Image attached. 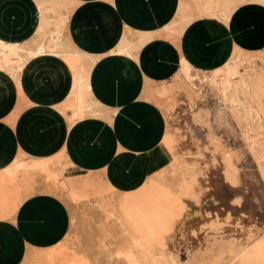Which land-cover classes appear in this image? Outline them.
<instances>
[{
	"label": "rangeland",
	"instance_id": "1",
	"mask_svg": "<svg viewBox=\"0 0 264 264\" xmlns=\"http://www.w3.org/2000/svg\"><path fill=\"white\" fill-rule=\"evenodd\" d=\"M30 1L0 0V32L15 35L16 39H20V35L35 36L34 42L26 43V49H34L41 40L34 35L37 16ZM209 1L220 5L217 0ZM179 2L174 17L177 0H119L118 5L128 23L140 28H156L165 21L179 20L180 5V9L197 14L193 0ZM62 7L68 21L69 0H63ZM198 18H194L196 23L187 36L169 34L165 26L170 23L161 33H150L147 47L133 51L136 63L119 59L94 70L98 75L93 81L100 95L108 99L117 91L124 114L136 113L139 119L136 126L129 124L125 115L121 117L116 129L118 139L109 126L103 128L99 136L91 133L87 126L77 128L83 121L73 120L76 105L65 99L72 113V132L76 130L68 139L65 153L66 141L60 150L65 138L62 121H58L56 130L46 127L40 135L35 128L34 114L25 117L24 114L31 105L27 97L29 90L55 95L62 90L67 77L61 80L64 84H55L50 79L35 76V70H17L14 79L0 72V162L3 153L21 145L22 141L30 147H46L37 154L54 164L64 152L63 160L60 158L57 166L51 164L52 169L46 175L23 172L11 180L0 174V224L7 225L10 232H17L22 243L20 249L16 240L0 233V261L8 256L9 261L14 260L21 250V264H242L234 257L237 250L240 251L236 244L217 240L209 247L206 244L209 236L196 241L192 235L185 238L183 231L198 226L200 206L206 204L202 203L204 193L198 182L204 171L200 168L219 167L224 164L225 155L237 167L240 189L243 186L241 191L231 195V212L243 210L245 217L259 211L264 213V180L248 139L254 133L248 129L249 121L238 118L230 104L222 100L223 85L211 79L208 60L200 66L207 69L205 73L192 71L189 75L184 73L182 62L188 57L186 49L195 52L209 46L213 51H225L232 37L237 43L233 54L239 56L240 71L264 72V6H242L228 27L211 21L204 23ZM213 26L214 32L211 31ZM127 36H131V42L138 43L139 32ZM42 40L50 41L49 32ZM161 50L163 58L159 57ZM78 52L79 55L66 61L52 59L51 62L58 67L67 63L84 92L81 87L90 82L86 75H91L95 64L92 58L97 57ZM142 57L155 77L144 67ZM37 62L41 64L40 59ZM26 74L35 76L40 86H33L31 77L26 94L22 90L25 95L22 99L18 85L21 86V78ZM15 95L19 96L16 104ZM261 96L257 101L260 104L263 99L264 110V93ZM6 99H11L15 109L13 105L10 111L2 110ZM106 108L116 120L120 108ZM41 121L42 125L46 122ZM260 142L264 143V135ZM20 153L32 155L19 149L6 166L13 164ZM62 161L70 170L64 182L58 177L62 173L59 167ZM7 170L17 174V171ZM231 246H235V250ZM127 254L135 259H127Z\"/></svg>",
	"mask_w": 264,
	"mask_h": 264
},
{
	"label": "bare ground",
	"instance_id": "2",
	"mask_svg": "<svg viewBox=\"0 0 264 264\" xmlns=\"http://www.w3.org/2000/svg\"><path fill=\"white\" fill-rule=\"evenodd\" d=\"M217 2L221 5L222 8L220 7V5L215 6L216 2L214 1L193 0V3H195L196 6L195 11H197V14L195 15L189 13L186 8L180 9V5L178 9V15L180 16L179 20L173 21L172 23L165 26V30L171 35L179 34L181 36H187L190 28L193 26V24L196 23L194 18H196L197 16L199 17L198 19L204 23H209L211 21L214 24H221L224 27H228L230 21H232L231 19L233 15L242 6L247 4H259L264 6V0H217ZM62 6L63 0H49L47 3H38L36 7L37 24L35 34L37 35V38L39 37L42 40V38H44V36L49 32L50 41L48 43L42 42L43 40H40L34 49H26V43L21 44L18 42H12L0 38L1 71L11 76V79H14L15 77H17L15 75L17 74V70H21L22 72L23 68L29 62L38 57L52 56L61 61H66L67 58H71L72 56L75 57L80 54L77 47L69 39V36L65 38V24L67 22V17L63 14L64 8ZM219 7L220 9H218ZM211 31H215L214 26ZM129 38L127 34H124L118 42L116 49L111 50V55H122L127 59L134 60L133 51L138 48H144L151 40L150 33H139V40L137 44L131 42ZM230 46L231 52L228 53V55H226L225 57H221L220 52L215 60L212 59L209 62L211 79L213 80V82L220 81L222 83L223 86L221 98L228 105L230 104V108H232L236 112L235 115L238 118L241 117L245 121H249L248 126H250V128L248 129L254 133V136L252 135V138H250L251 136H248V139L251 141L250 149L252 154L255 156L256 161L258 162V167L264 180V143L260 142V137L264 135V120L261 121L263 119L262 113L264 112L263 106L261 104V101L263 99L260 101V104L257 101V97L261 96L264 93V72L255 71L256 73L252 72V74L243 71L241 72L240 70L242 68L240 67L239 56L237 57L233 54V50H235L237 43L232 39V37L230 40ZM235 54H237V52ZM201 59L202 58L200 56L195 57L196 63L199 67L203 64ZM92 60H94V63H96L98 61V58H92ZM245 60L243 62H245ZM246 64L248 63L246 62ZM66 65L68 64L66 63ZM193 67L194 64L189 57L183 60L182 68L185 74L189 75L190 72L194 71ZM69 70L72 77V88L66 99H68L67 101H69L70 99V101H72L73 104L76 105V109L73 111V120L82 121L85 101L87 96L92 91V74L86 75L88 79H90V82H88V84L86 85L84 84L81 87L85 90L83 92V90L81 91L79 88L80 85L76 82L77 77L75 78V76L73 75L72 68ZM222 159V161H224L222 163L224 164L220 162V164L222 165H220L219 167L215 164V166L217 167L213 166L215 167L214 169L207 168V170H205L204 168H200L204 171L201 172V176L200 179H198V182L201 185V189L204 193V199L202 200V203L205 202L206 204L203 205L201 203L202 205L200 206V210L198 213L200 218L198 219V226L196 228H194L193 226L188 231H183V235L185 238L192 235L194 236L196 241L200 240V238L204 237L205 239L209 236L206 243L208 244V246L215 243L217 240L232 242V244H236V246L240 248L239 253L237 250V254L235 256L233 255L235 257V260L241 261L242 264H264V213L259 211L256 214H249V216L247 215L248 217H245L243 216L245 215L242 212L243 210L237 212L235 210H232L236 213L231 212V195H234L241 191V189H243V186H241L240 189V176L238 175L239 173L237 172V167L231 163V159L229 158V156L225 155ZM245 212L246 210L244 211V213ZM207 225H210L209 229L205 228ZM228 251H230V249ZM126 257L129 260L135 259L132 254H127ZM230 257H232V255Z\"/></svg>",
	"mask_w": 264,
	"mask_h": 264
},
{
	"label": "crops",
	"instance_id": "3",
	"mask_svg": "<svg viewBox=\"0 0 264 264\" xmlns=\"http://www.w3.org/2000/svg\"><path fill=\"white\" fill-rule=\"evenodd\" d=\"M33 3L34 11L36 13V7L38 5L39 1H44L48 2L49 0H31ZM30 1V3H31ZM180 0H177L175 10H174V15H176V7L177 4ZM119 0H69V9L70 11L68 12V21L66 23V31L65 35L69 36V39L73 42V44L77 47V49L83 53L90 54L93 56H96L98 58V61L92 66V76H91V84H92V91L91 93L87 96L86 101H85V107L82 115V121L84 123L79 124L77 128L80 126H87L86 128H90L92 131L91 133H95L94 135L97 134L99 136L103 128L110 127L113 129L115 132L116 138L117 137V123L120 120L121 117H123L124 114V106L122 105V99L121 97L117 94V91L112 92V95L110 98L105 99L100 95L99 90L96 88V85L93 81L94 77L97 76L98 74H95L94 70L96 67L104 65L106 62L110 63L115 60H126V61H133L136 63L137 61L133 59H127L126 57L122 55H111V50L116 49V46L118 42L120 41L121 37L124 34H130L131 32H139V33H161L164 26L167 25L168 23L171 22V20L167 23L163 22L160 26L161 27H156V28H140V27H135L132 24L128 23V21L125 20L123 17V14L121 13L120 7H119ZM64 13V12H63ZM66 14V13H65ZM172 17V18H173ZM173 21V20H172ZM165 23V24H164ZM37 24V20H36ZM36 31V25L35 29ZM34 31V35L35 32ZM22 34V33H21ZM20 39H16L15 35L9 34V33H4L0 32V38L12 42H18L21 44L27 43L35 38H27L23 35H20ZM153 43V42H152ZM151 44V43H150ZM147 47V46H146ZM185 47V46H184ZM207 47H201L195 52H190V50L186 49L187 55L194 64V71H197L198 73H205L207 69L205 67H199L198 64L196 63L195 57L196 56H204L206 58H202L201 61L204 64L206 60L209 62L213 59L215 60L217 58V55L220 54L221 52V57H225L230 53L231 46L227 49L221 50L220 52L218 51H213L212 48ZM142 53V52H141ZM164 52L161 50L159 57L163 58L161 54ZM141 55V54H140ZM178 55V54H177ZM176 55V57H177ZM143 58V63L144 67L148 71V73L155 77L156 74L148 69V65L146 60ZM38 59L41 60L40 62H37ZM52 59H57L52 56H43V57H38L31 62H29L22 70V72L27 71V70H35L34 75L37 77H42L45 80L52 81L53 83H62L61 80L65 81L66 77V84H64L62 90H59L58 93L55 95L51 94H43L42 91H36L31 92L30 90L28 91V99L31 102V105L26 109V113L24 114V117L28 114L33 113L34 114V119L36 122L35 128L40 131V135L42 129L46 130V127H48L50 130L57 129V123L58 121L64 124L63 129L65 133V138L63 141V144L60 148V150L63 148L64 143L65 144V149L64 152H67V149L69 147L68 144V139L74 135V132H72V124H71V110L68 108L67 102L65 99L68 97V94L72 88V77H71V72L67 65L64 63L63 67H58L55 63H52ZM59 60V59H57ZM195 60V61H194ZM178 61H179V56H178ZM139 66V65H138ZM140 67V66H139ZM141 69V68H140ZM64 71V73L62 72ZM1 73L6 74L5 72L1 71ZM142 73V70H141ZM140 74V73H139ZM8 75V74H7ZM107 75V74H106ZM124 75V74H122ZM9 76V75H8ZM35 76H31L32 80H34L33 86H40L39 83H37L35 80ZM142 81H143V75L140 74ZM30 76L27 77H22L21 78V86L18 85V90L20 91V98H24L25 95L23 92L26 94V88L29 87L27 85V81L30 80ZM111 78V76H109ZM116 80V79H115ZM116 81H114L115 83ZM146 84V77L143 82V86ZM116 87V85H115ZM23 90V92H22ZM60 92V93H59ZM8 98V97H7ZM19 99V96L15 95L14 96V104L17 103ZM11 100V99H10ZM9 99H6L3 101L5 102V105H3L2 110L5 112L10 111L12 109V106L14 104H11V101ZM112 109H119L120 108V114L118 115L116 120H113V117L109 115L107 108ZM15 109V105H14ZM14 109L12 111H14ZM136 113H131L127 114L126 116V121L129 122L131 125H138V118L135 116ZM23 116V115H22ZM23 117V118H24ZM42 119H44L46 122L44 125H42ZM66 123H64V121ZM116 123V127H115ZM68 126V129H67ZM108 131L110 132V129L108 128ZM37 142V141H34ZM52 142V141H51ZM126 142V141H123ZM122 142V143H123ZM118 145H121L119 141L117 142ZM38 145V144H37ZM49 146H52V143L49 144ZM19 149H23L26 152L32 154H23L20 153L19 156L16 158V160L13 162V164L6 166L10 164V162L13 160V158L17 155ZM41 149L45 150L47 149L46 147L38 145L35 146L33 145L32 147L28 146L27 142L22 141L21 145H17L12 148V150H7V153H3L1 156V159H3V163L0 162V174L1 177H6L9 179H14L15 177L21 175L23 172H31V173H36V172H41L46 175L48 170L52 169L51 164L53 165H58L59 159L63 157V153L59 155V157L56 158V164L53 163V161H47L43 158H47L45 156H38L37 152L41 151ZM70 151L73 153V150L71 148L70 144ZM37 157H35V156ZM41 157V158H38ZM63 160V159H62ZM50 162V163H49ZM60 168H62V173H59L58 177L60 179V182H64V177H66L69 173V167L64 164V162H60L59 165ZM7 169H10L12 171H17V174H13L9 172ZM7 225L0 224V233H3L4 235L12 238L11 240H16L19 245L20 249L21 247V238L19 234L15 231L10 232L8 228L6 227ZM15 230V229H14ZM10 253V252H9ZM7 253V255H9ZM4 254V253H2ZM18 254V253H17ZM17 256V255H16ZM21 250H20V255H18L14 260L9 261L10 258L9 256L5 260H1L0 264H21Z\"/></svg>",
	"mask_w": 264,
	"mask_h": 264
}]
</instances>
